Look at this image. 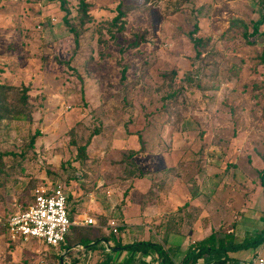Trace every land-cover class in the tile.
<instances>
[{"label":"rangeland","instance_id":"374dc122","mask_svg":"<svg viewBox=\"0 0 264 264\" xmlns=\"http://www.w3.org/2000/svg\"><path fill=\"white\" fill-rule=\"evenodd\" d=\"M262 174L264 0H0V264H103L70 248L104 239L173 254L207 201L227 242L262 229L237 222L264 213ZM46 181L96 221L66 255L6 232Z\"/></svg>","mask_w":264,"mask_h":264},{"label":"built area","instance_id":"2783aa9c","mask_svg":"<svg viewBox=\"0 0 264 264\" xmlns=\"http://www.w3.org/2000/svg\"><path fill=\"white\" fill-rule=\"evenodd\" d=\"M32 196L33 201L26 209L13 213L6 219V232L13 242L35 239L49 247L59 249L65 242L72 225L84 227L96 225L95 218L86 214L79 221L70 219L66 187L60 182L46 181L33 189ZM106 228L111 234L122 236L116 220L110 219ZM100 244L106 252L110 251L111 243L101 240ZM76 247L84 249L80 244ZM142 254L143 252H139L141 257L135 264H143L145 256ZM157 264H160L158 259ZM249 264H264V258L257 254Z\"/></svg>","mask_w":264,"mask_h":264},{"label":"crops","instance_id":"0c3cea01","mask_svg":"<svg viewBox=\"0 0 264 264\" xmlns=\"http://www.w3.org/2000/svg\"><path fill=\"white\" fill-rule=\"evenodd\" d=\"M263 186V185H262ZM260 200V205L264 204V194L261 196ZM203 208L200 210L203 213L199 214L197 218H195V246L189 247L188 241L186 238H171L168 241V244L165 245L167 248H172L175 249L173 251V254L171 252L169 253L172 257V260L174 261L175 264H179L182 259L184 258L185 254L193 249L194 247L197 246V243L207 239L209 236L214 235L212 232V227H216L215 225L217 224V220L219 218H224L225 215L228 216V213L220 214V216L217 217L215 220L213 218L211 208L213 207L212 203L208 202L201 203ZM245 207V205H244ZM247 209H245L246 211ZM255 211H252L253 213L250 214H237V222H244L242 220H246L247 217H251L252 219H255L257 221L263 222V227L262 229L258 228H252L248 227L247 225H244L243 223L237 224V230L233 233V241L235 243H241L244 239L246 238H251L255 236L257 233L261 232L264 229V221L262 220L264 217V213L262 212V208L259 209H254ZM199 211V212H200ZM211 213V214H210ZM69 216L71 219L70 215V209H69ZM207 216V217H206ZM81 218H83V214H79L76 216L75 219H71L73 221H79ZM220 220V219H219ZM218 220V222H219ZM247 224V223H246ZM215 245L219 246L220 241H223L224 243H227L223 239H218L217 236H215ZM109 243H111V249L110 251H104L105 252V257L106 259L110 260V263H126L125 261L128 260V264H135L136 260H138L141 256L139 255V252L132 251V250H121V249H115L113 246L115 244V239H108L104 240ZM128 243V242H126ZM90 244H95V242L90 243ZM63 246V245H62ZM61 246V247H62ZM98 247L103 248L100 242L98 243ZM72 250H76L82 253V255H85L86 253H92V250H94V247H91L89 250H81L77 248L76 246L70 248ZM57 251H61L64 255L69 251L68 248H61L56 249ZM89 254V255H90ZM145 258L143 264H157V253L154 251L148 252V253H143ZM142 254V255H143ZM260 254L261 257L264 258V241L260 243L257 246L249 247V248H242V249H235V250H230L226 254L222 252H206L204 253L201 257H199L195 264H249L252 259L257 255ZM138 255V256H137Z\"/></svg>","mask_w":264,"mask_h":264},{"label":"trees","instance_id":"16d2710c","mask_svg":"<svg viewBox=\"0 0 264 264\" xmlns=\"http://www.w3.org/2000/svg\"><path fill=\"white\" fill-rule=\"evenodd\" d=\"M120 15H122V12H119L118 16L115 18L118 19L120 17ZM257 31H258V25H255L252 34H256ZM261 176H262L261 183L263 185V194H264V174H262ZM262 220L264 221V217ZM74 226H77V225H72L70 227V230ZM77 227H79V226H77ZM80 227H84V226H80ZM69 233H70V231H69ZM67 237H68V235L66 236L65 242L62 245H65ZM106 240H108V239H106ZM263 241H264V229L261 232L257 233L255 236H253L251 238L249 237V238L244 239L241 243H235L231 239V240L227 241V243L220 241L219 246L215 245V237H214V235H211L207 239L197 243L196 247L189 250L185 254L184 258L182 259V261L179 264H195L196 260L206 252H222V253L226 254L230 250L257 246L260 243H262ZM92 242H94V241H92ZM90 243H91V241L90 242H84V244L83 243H78V244L82 245L84 247V250H89L91 247H94V249H99L103 253L102 254L103 256L106 255L104 252L105 250L103 248L98 247V243H95V244H90ZM78 244H76V245H78ZM113 247L115 249L118 248L121 250H132V251L143 252V253H148V252L154 251L158 255L157 259H158L160 264H175L174 261L172 260L171 255L169 253H167V251H165L160 245L155 244V243L143 242V241L121 243L119 239H116ZM125 262L126 263H116V264H128L129 263L128 260ZM102 263L103 264H109L110 260L106 259V257H105V258H103ZM111 264H114V263H111Z\"/></svg>","mask_w":264,"mask_h":264}]
</instances>
